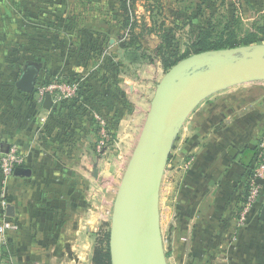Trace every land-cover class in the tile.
<instances>
[{
	"label": "rangeland",
	"instance_id": "1",
	"mask_svg": "<svg viewBox=\"0 0 264 264\" xmlns=\"http://www.w3.org/2000/svg\"><path fill=\"white\" fill-rule=\"evenodd\" d=\"M59 1L0 0V133L9 145L10 136L34 137L29 140L40 149L41 161L63 167L55 174L62 184L49 186L48 194L44 191L40 197L66 198L58 211H67V222L83 227L84 233L77 236L61 232L50 236L56 248L43 249L40 262L60 264L54 263L55 258H64V264H97L95 259L110 252L118 189L157 85L171 69L165 68L161 51L167 57L176 55L180 62L198 54L195 42L207 33L211 47L229 39L239 44L234 48L262 45L264 0H75L89 5L83 12L88 15L86 22L66 25L37 20L40 7L42 18L54 16ZM123 3L133 15L131 22L136 21L134 37L131 28L123 26ZM164 33H170L169 49ZM30 66L39 72L34 91L26 93L17 83ZM57 79L69 82L74 93L63 105L54 103L46 110L37 90ZM235 88L247 95L250 91L263 94L264 81ZM10 146L20 150L14 143ZM181 146L178 135L160 188V225L168 264L184 261L169 243L179 230V197L185 180ZM82 168L88 179L82 177ZM258 218L259 214L256 223ZM249 220L241 227L236 220L238 233L230 247L220 251L223 259L218 264H264L261 224L254 246L242 235ZM202 253L192 252L190 258Z\"/></svg>",
	"mask_w": 264,
	"mask_h": 264
},
{
	"label": "crops",
	"instance_id": "2",
	"mask_svg": "<svg viewBox=\"0 0 264 264\" xmlns=\"http://www.w3.org/2000/svg\"><path fill=\"white\" fill-rule=\"evenodd\" d=\"M56 8L58 12L54 16L42 18L43 8L40 7V17L37 20L74 25L88 19V15L83 13L88 11L87 3L60 0ZM78 10L81 11V16ZM235 87L203 101L179 133L182 145L180 150L184 158L190 157L193 163L184 173L185 180L180 192L178 236L169 243L178 254H183V264H218L223 259L220 251L230 247L232 239L238 233L236 220L243 201L245 163L252 155L249 151L256 149L264 131V93L247 91V95L236 91ZM4 138L6 137L0 133V154H4L1 152V145L7 144ZM8 138L12 140L9 141L10 145L16 144L25 157V164L18 168L29 169L31 176L13 175L4 180L0 175V223L5 213L8 220L19 227L17 231H9L5 243L0 245V264H40L43 249L56 248L55 243H51L52 235L61 232L77 236L80 232L84 233L83 227H77L76 222L68 223L67 211H58L57 208L64 205L66 198L50 201L40 197L44 191L48 194L49 186L62 184V179L55 174L56 170H62L63 167L59 163L41 161L40 149L29 140L34 137L17 135ZM233 149L237 151L235 157L231 155ZM81 175L88 179V172L84 173L83 168ZM10 206L14 209L13 217L7 214ZM263 207L264 190L252 210L249 225L242 231L250 247L255 245L253 239L256 234L258 238L260 236L256 232L259 224L264 234V221L260 219ZM257 214L259 224L255 222ZM41 235H45L44 238ZM259 244L264 249V241ZM196 251L203 253L190 258L191 253ZM59 261L60 264L66 262L64 258H55L54 263Z\"/></svg>",
	"mask_w": 264,
	"mask_h": 264
},
{
	"label": "water",
	"instance_id": "3",
	"mask_svg": "<svg viewBox=\"0 0 264 264\" xmlns=\"http://www.w3.org/2000/svg\"><path fill=\"white\" fill-rule=\"evenodd\" d=\"M38 72L36 66L27 67L17 87L32 93ZM257 81H264V44L198 53L180 61L164 76L114 203L111 264H168L160 225V188L175 141L203 101ZM52 107L48 94L44 108ZM9 149L8 144L1 145L2 153H9ZM236 154L233 149L232 157ZM14 175L30 177L31 171L17 168ZM7 214L14 216L13 207H8ZM260 219L264 221V207Z\"/></svg>",
	"mask_w": 264,
	"mask_h": 264
},
{
	"label": "built area",
	"instance_id": "4",
	"mask_svg": "<svg viewBox=\"0 0 264 264\" xmlns=\"http://www.w3.org/2000/svg\"><path fill=\"white\" fill-rule=\"evenodd\" d=\"M40 103H43L46 95L50 94L54 103H62L69 100L73 93L74 87L67 81L56 80L50 85L40 87L38 90ZM57 105V104H56ZM183 168L189 170L193 163V159L187 157L182 161ZM25 164V157L17 148H11L9 153L0 154V175L2 179H8L14 175L15 170ZM260 181L263 184L259 183ZM245 185L247 190L243 195V203L237 215V226L241 227L249 220L252 210L260 199L264 190V131L261 133L258 144L256 146V154L252 166L246 171ZM6 211V207H4ZM4 213V218L0 223V245H3L6 240V234L9 231H17L19 229L16 223L8 220ZM2 256L0 254V263ZM44 264V263H40Z\"/></svg>",
	"mask_w": 264,
	"mask_h": 264
},
{
	"label": "trees",
	"instance_id": "5",
	"mask_svg": "<svg viewBox=\"0 0 264 264\" xmlns=\"http://www.w3.org/2000/svg\"><path fill=\"white\" fill-rule=\"evenodd\" d=\"M129 8L126 7V3H123L122 4V10L124 12V21H123V26L125 27H130L131 29V32L132 33V36L134 37V34L135 33V27H136V21H133L131 22V17L130 16H133V15H130L128 12ZM206 32V30H203L202 29V34L204 35ZM150 33V32H149ZM169 36H170V33H164L162 35V39H164V41L168 44V49L170 48L169 45H171V40L169 39ZM210 37V33H207L205 35V37L203 38H198V40H196L195 42V53H201V52H204V51H208V50H221V49H226V48H234V47H237L239 44H237V42L235 40H232V39H229L228 41H225L224 43H222L221 41H216V43L211 47V44L209 43V40L208 38ZM137 37L133 38L134 40H136ZM246 41L248 40H244V43H246ZM250 42V41H249ZM247 42L246 44L247 45H250L251 42L249 43ZM162 53V56H163V61H164V65H165V68L166 69H170L172 68L174 65H176L180 59H176V55L171 57H167V53L161 51ZM67 101L65 102H62L60 103V105H63L64 103H66ZM57 109V107H55ZM251 157L249 159H247V162L245 163V166H246V171L249 170L252 166V163L254 161V158H255V154H256V149L254 151H249ZM246 190H247V186L245 185L244 187V193L243 195H245L246 193ZM244 201L241 202L240 204V207H239V210L241 208V205ZM95 261L97 262V264H111V257H110V252L108 250V253L102 258V259H95Z\"/></svg>",
	"mask_w": 264,
	"mask_h": 264
},
{
	"label": "flooded vegetation",
	"instance_id": "6",
	"mask_svg": "<svg viewBox=\"0 0 264 264\" xmlns=\"http://www.w3.org/2000/svg\"><path fill=\"white\" fill-rule=\"evenodd\" d=\"M31 68H33L34 66H30Z\"/></svg>",
	"mask_w": 264,
	"mask_h": 264
}]
</instances>
